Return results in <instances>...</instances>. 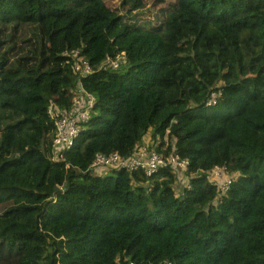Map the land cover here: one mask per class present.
<instances>
[{"label": "trees", "instance_id": "1", "mask_svg": "<svg viewBox=\"0 0 264 264\" xmlns=\"http://www.w3.org/2000/svg\"><path fill=\"white\" fill-rule=\"evenodd\" d=\"M144 6L0 0V264H264V0ZM74 49L96 103L59 162L47 109L70 106ZM147 133L188 160L180 195L168 169L87 170ZM215 166L236 175L218 200Z\"/></svg>", "mask_w": 264, "mask_h": 264}, {"label": "built area", "instance_id": "2", "mask_svg": "<svg viewBox=\"0 0 264 264\" xmlns=\"http://www.w3.org/2000/svg\"><path fill=\"white\" fill-rule=\"evenodd\" d=\"M68 55L72 58V69L77 76L72 90L70 106L59 108L51 104L47 109L48 115L54 122L50 156L52 160L59 162L64 160L65 151L71 148L83 125L90 119L96 103L95 96L84 88L81 80L82 77L93 72V67L79 49L71 50ZM106 60L104 67L117 68L126 62V57L124 53H120L115 59L107 57ZM217 95L216 91H212L207 104H214ZM159 141V139L151 140V138L144 140L127 156L118 152L96 153L87 170L94 174H102L110 169H124L128 172L140 171L145 176L150 177L160 169H168L174 176L172 185L175 195L178 196L184 189L189 188V177L186 175L189 162L176 153L173 147L174 142L171 143L172 148L169 150L166 137L163 145ZM158 144L159 146L162 145L159 150L157 149ZM208 173L210 180L217 184L219 194L216 200H218L226 193L236 175L228 174L223 166H215ZM58 189L63 190V187L59 186ZM115 260L118 264H136L126 256L117 255ZM162 264L172 263L163 261Z\"/></svg>", "mask_w": 264, "mask_h": 264}, {"label": "rangeland", "instance_id": "3", "mask_svg": "<svg viewBox=\"0 0 264 264\" xmlns=\"http://www.w3.org/2000/svg\"><path fill=\"white\" fill-rule=\"evenodd\" d=\"M122 0H106V3L111 8H117ZM145 6L139 10L141 13L138 15L143 19L157 22L159 19L160 8L168 6L174 0H144Z\"/></svg>", "mask_w": 264, "mask_h": 264}, {"label": "crops", "instance_id": "4", "mask_svg": "<svg viewBox=\"0 0 264 264\" xmlns=\"http://www.w3.org/2000/svg\"><path fill=\"white\" fill-rule=\"evenodd\" d=\"M150 138V134L147 133V136L144 138V140H147Z\"/></svg>", "mask_w": 264, "mask_h": 264}]
</instances>
